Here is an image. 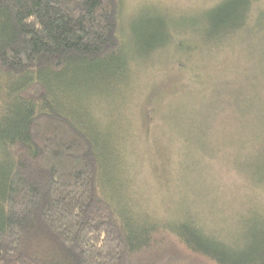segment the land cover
I'll return each instance as SVG.
<instances>
[{"label": "trees", "instance_id": "obj_1", "mask_svg": "<svg viewBox=\"0 0 264 264\" xmlns=\"http://www.w3.org/2000/svg\"><path fill=\"white\" fill-rule=\"evenodd\" d=\"M252 3L211 6L209 38L243 27ZM120 20V0H0V74L16 84L12 117L0 119V264H264V209L233 245L190 216L162 220L129 207L126 182L108 186L106 163L119 153L107 159L104 129L86 108L53 101L58 84L46 72L98 63L97 74L63 79L68 92L108 89L126 71ZM160 23L163 45L174 33Z\"/></svg>", "mask_w": 264, "mask_h": 264}, {"label": "rangeland", "instance_id": "obj_2", "mask_svg": "<svg viewBox=\"0 0 264 264\" xmlns=\"http://www.w3.org/2000/svg\"><path fill=\"white\" fill-rule=\"evenodd\" d=\"M219 1L120 0L130 63L113 86L83 83L80 92H61L63 79L97 74L98 63L46 76L58 84L55 103L86 108L104 129L107 159L113 149L119 153L106 163L108 186L125 181L128 205L156 219L190 216L239 244L264 209V0H253L238 31L211 39L204 15ZM160 18L174 33L163 45ZM14 84L0 74L4 123L12 117Z\"/></svg>", "mask_w": 264, "mask_h": 264}]
</instances>
